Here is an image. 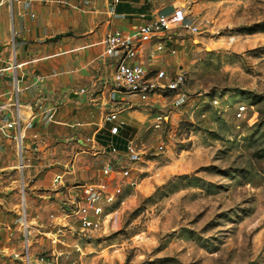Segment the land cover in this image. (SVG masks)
Listing matches in <instances>:
<instances>
[{
    "label": "rangeland",
    "instance_id": "rangeland-1",
    "mask_svg": "<svg viewBox=\"0 0 264 264\" xmlns=\"http://www.w3.org/2000/svg\"><path fill=\"white\" fill-rule=\"evenodd\" d=\"M171 1L184 6L186 22L198 27L196 34L182 28L169 31L178 33L182 44L176 68L187 72V99L174 107V98L157 97L144 104L133 97L134 108L141 113L149 109V117L154 118L142 125L134 142L140 159L129 179L136 185L128 187V178L120 176L105 178L103 164L94 166L71 139L72 128L51 129L53 135L46 141H33L28 152L22 153L16 142L0 150V229L12 230H1V238L10 241L6 237L13 233V240L24 247L22 215L27 221L37 220L38 228L27 233L32 264H38L41 257L48 264H264V0ZM41 8L55 9L49 2H38L31 12L34 18H43ZM60 9L59 17L70 14L66 7ZM6 18L17 16L7 11ZM5 52L6 48L1 55ZM27 54L30 59L39 57L35 51ZM5 57L0 67L15 62L14 52ZM5 73L14 76L15 69ZM22 96L20 92V101ZM84 104L70 103L68 116L76 115L79 122L96 119L97 112L86 115ZM122 105L117 108L125 120ZM239 105H245L246 112L237 118L234 112ZM33 114L42 126L29 128L43 134V125L53 122L43 123L36 111ZM80 131L78 137L88 133ZM75 154L86 157L82 159L84 175L63 181L64 187L57 192L64 209L52 212L56 206L50 208L46 196L55 192L42 187L29 191L32 183L23 179V184L17 164L22 156L31 163L24 170L29 179V171L39 177L44 166L56 160L66 164L61 165L63 170L68 169ZM122 157V153L108 154L106 162L128 166ZM80 184H87L90 193L97 195L114 193L116 186L124 190L105 206L96 231H81L74 225L71 197L80 190L74 186ZM28 198L31 208L25 206ZM49 213L67 214L71 227L65 230L63 245L57 246L56 255H62L59 260L52 256L46 236Z\"/></svg>",
    "mask_w": 264,
    "mask_h": 264
},
{
    "label": "crops",
    "instance_id": "crops-1",
    "mask_svg": "<svg viewBox=\"0 0 264 264\" xmlns=\"http://www.w3.org/2000/svg\"><path fill=\"white\" fill-rule=\"evenodd\" d=\"M63 1L66 3H62ZM110 1L51 0L49 5L55 9H53V12L49 10L47 12V9L41 8L45 11L43 18H34L35 16L31 12L34 11L33 9L36 8L38 2H46L45 0H17L11 4L7 0L0 1V60L14 52L15 64L17 65L15 74L20 88L19 93H23V101H20L18 93L21 105L19 108L20 114L29 121L30 115L35 111L33 105L39 96H44L47 100H56L58 103V113L55 116V122L49 126L43 125V134L34 131L36 124L42 126L36 120V115L34 114L31 122V126L34 125V127L31 129L28 127L24 131L20 149L22 153L30 150L33 141L39 139L46 141L48 136L51 137L53 135L51 129L64 126L75 129V132H72L71 139L82 147L81 153L87 154L86 156H88L93 165L98 166L106 162L108 154H114L111 152L112 147L122 152L126 149L129 142L134 144L137 135L143 127L142 125L146 121L151 123L154 120V118L151 120L149 117L151 115L149 109L141 113L136 109V106L134 108V96L128 94L117 97L119 103L127 106L122 112L125 113V120L120 119V111L117 112L116 121L106 122L104 120V117L111 110V101L109 100L111 79L117 64L116 56L105 55L104 38L106 33L113 29H119L125 35L130 36L144 22V19L139 17L140 14L145 13L148 16L146 19H149L153 13H170L176 4L171 0H119L118 3L110 8ZM61 7H66L70 14L59 17L58 14H63ZM7 11L8 15L9 12H12V15L15 13L17 18H6ZM65 32L72 34L66 37H59L53 42L48 41V39ZM162 35L131 37L136 49V56L129 62L139 63L147 70L151 67L155 68V71L149 70L151 72H164L165 75L161 78L163 82L168 76H174L183 69L176 68L179 65L178 54L180 50L178 48L182 45L179 37L173 38L172 36L171 39L163 44ZM166 36L168 37L169 34H166ZM159 46H161L160 49H158ZM5 48L6 52L1 55ZM29 51L37 52L39 57L30 59L27 54ZM69 61L72 62V65H68ZM12 63H10V66L13 65ZM10 66L0 67V75H3V79H0V98L6 97L5 100L8 101L14 95L13 76L4 74L7 70L12 69ZM176 69L177 71H175ZM20 81L23 82L22 87L20 86ZM79 88H85L88 92L84 96L79 95ZM71 94L76 95L71 97ZM62 95H65V97H62ZM74 101H84V105L88 108L85 110L86 115L88 114L91 117L97 112L98 117L94 120L79 122L75 118L76 115L68 116L70 103H74ZM151 101L156 100H150L147 103ZM36 112L38 113V111ZM73 122H79L80 125L71 127L70 124ZM114 125H118L119 129L116 134H111L110 128ZM80 130H88L87 135L78 137L81 134ZM12 134L16 135L14 132ZM14 142L17 144L15 137L1 139L0 150L6 151L7 146L12 145ZM27 157L26 155L25 158L27 159ZM83 158L86 157H78L75 154L74 163L66 170L61 168V165L66 166V164L61 163L59 160L52 163L49 162L44 166L43 173L39 177L36 174L31 176L29 171V179H33L29 181L24 174V170L30 169L32 165L30 162H24V156H22V160H19L17 164L19 166L18 172L22 174V182L24 179L26 183L27 180L32 183L29 191L42 187L44 190L55 192L48 194L46 198L50 200L47 203L50 208L56 206V209L52 212L56 211L57 213L59 209L65 206L61 199L58 200V197H61V193L59 194L57 190L60 186L64 187L63 181H75L77 176L82 178L85 170L84 166H82ZM8 166L11 167V165ZM57 176H60L61 179L55 180ZM23 188L22 186L24 198ZM74 188H79L80 190L74 192L73 196L71 195L72 201L76 197L80 198L90 193L87 184L75 185ZM53 197L55 201H52ZM28 200H26L25 206L31 208V198H28ZM51 215L56 218L50 219ZM45 217L47 221L46 228L47 230L50 228L46 236L52 256L55 258L57 256V260H59L62 255L60 253L56 255V249L57 246L63 245L61 240L63 237L59 239V242L54 243L51 241V236L55 228L66 225L67 221L61 222L60 214L49 213ZM36 221L35 219L29 221L25 219L24 221L22 215V225L23 230L24 228L26 229V239L27 233L29 234L28 231L38 228L35 227L37 226ZM1 230L12 231L11 229ZM20 230L18 229V231ZM65 230L67 229H64V233ZM23 232L22 236L25 241ZM1 235L0 232V264H27V258L29 259V264H32L27 250V241L25 246L22 247L17 241L13 240L15 239L13 238V233H9L6 237V239L9 237L10 241L3 240ZM23 248L25 253L22 255Z\"/></svg>",
    "mask_w": 264,
    "mask_h": 264
},
{
    "label": "built area",
    "instance_id": "built-area-1",
    "mask_svg": "<svg viewBox=\"0 0 264 264\" xmlns=\"http://www.w3.org/2000/svg\"><path fill=\"white\" fill-rule=\"evenodd\" d=\"M50 2L51 0H45ZM119 0H111L110 8H112ZM62 3H66L63 1ZM141 19L144 22L137 27L136 32L132 35H125L119 29H113L106 33L104 38V53L106 56H116L117 64L112 74L111 79V94L109 96L110 111L104 117L106 122L116 121L117 112L119 106L118 96L123 94L132 95L137 97L140 101L147 103L150 100H155L157 97L161 98H174L172 105L177 107L184 103L187 99L185 94V88L187 83V76L184 70L178 71L174 76H168L165 81H161V78L165 75L164 72H151L147 70L143 65L139 63H131L129 60L136 56V49L132 43L131 37L133 36H156L162 35L163 44H165L171 37L176 38L178 33L173 35L169 33L170 30L174 29H184L190 34H196L198 27L194 25V22L187 23V12L184 6H175L170 13H153L149 19L145 13L140 14ZM166 34H169L167 37ZM161 46L158 47L160 49ZM16 64L13 62V68L16 70ZM8 69V68H7ZM13 97L12 103H8V100H1L0 98V136L4 138L15 137L17 140V146L21 149L22 139L24 137V131L31 126V122L34 118V114H31L29 121L24 119L19 112V107L21 106L18 99V93L20 88L18 86V80L16 74L13 78ZM87 89L79 88L78 94L85 95ZM9 100V101H10ZM51 100V101H50ZM47 100L44 96H39L34 103V110L38 111L40 115V120L43 123L55 122V116L58 110V103L56 100ZM213 105L218 102L215 98L212 99ZM47 104V105H46ZM122 107L125 109L126 105ZM152 107V106H151ZM132 108V107H131ZM246 112L245 105H239L235 108V116L237 118L243 117ZM79 122H73L70 124L71 127L79 126ZM119 126L114 125L110 128L111 134H116L118 132ZM12 132L16 133L14 136ZM23 132V135H21ZM162 149V146L158 147ZM111 152L117 155L123 154L122 160H126L128 166H121L119 163L105 162L102 166V174L105 178H128L127 186L136 185V181L129 179L130 172L133 166L140 159V155L135 149V145L129 142L126 149L120 152L115 147L111 148ZM61 179L57 176L55 180ZM124 190L119 186H116L114 193L105 192L103 195H97V193H89L83 197H76L73 200V212L71 213L72 218H74V225H78L81 231H96L98 230L102 214H104L103 209L107 204L113 203V198L118 195H122ZM112 201V202H111ZM64 209V208H61ZM63 221H67V214H60ZM56 218L55 216H50V219ZM68 221L66 225L55 228L53 235L51 236V241L54 243L59 242V239L64 235V229L71 227L68 226ZM24 237L26 239V229L24 228ZM27 264H29V259L27 258ZM38 264H48L44 262V258L38 259Z\"/></svg>",
    "mask_w": 264,
    "mask_h": 264
},
{
    "label": "bare ground",
    "instance_id": "bare-ground-1",
    "mask_svg": "<svg viewBox=\"0 0 264 264\" xmlns=\"http://www.w3.org/2000/svg\"><path fill=\"white\" fill-rule=\"evenodd\" d=\"M11 68H13V65H11ZM9 102V101H8ZM21 107V106H20ZM19 107V108H20ZM25 114H26V112H25ZM24 119H26L25 117H24ZM21 135H23V132H21ZM24 221H25V215H24Z\"/></svg>",
    "mask_w": 264,
    "mask_h": 264
},
{
    "label": "water",
    "instance_id": "water-1",
    "mask_svg": "<svg viewBox=\"0 0 264 264\" xmlns=\"http://www.w3.org/2000/svg\"><path fill=\"white\" fill-rule=\"evenodd\" d=\"M73 95H76V94H71L70 96L73 97Z\"/></svg>",
    "mask_w": 264,
    "mask_h": 264
}]
</instances>
